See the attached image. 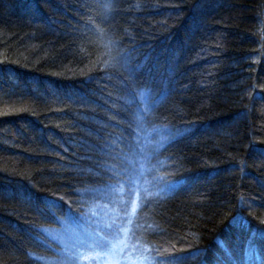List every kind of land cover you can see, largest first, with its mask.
Here are the masks:
<instances>
[{
	"label": "trees",
	"instance_id": "trees-1",
	"mask_svg": "<svg viewBox=\"0 0 264 264\" xmlns=\"http://www.w3.org/2000/svg\"><path fill=\"white\" fill-rule=\"evenodd\" d=\"M132 206L152 264H264V0H0V264Z\"/></svg>",
	"mask_w": 264,
	"mask_h": 264
},
{
	"label": "rangeland",
	"instance_id": "rangeland-1",
	"mask_svg": "<svg viewBox=\"0 0 264 264\" xmlns=\"http://www.w3.org/2000/svg\"><path fill=\"white\" fill-rule=\"evenodd\" d=\"M134 181V188H136L138 181L135 179ZM134 198L135 192L132 194V199ZM134 208L135 206H132L129 209V219L117 223L111 220L109 212L104 207H93L92 211L94 214L96 213L91 218L93 225L84 226V228H81V225H75L76 228L72 227L73 223H76L75 219L77 218L72 217V215L63 220L61 227L55 233V241L61 247L58 254H61L62 258L57 259L55 263L80 264V259L89 255L87 251L89 245L96 240L99 242H107L104 244V247L108 248L111 246V243L124 238L126 235L129 240V245L120 252L118 259L113 264H140V261L137 259L140 255L139 249L130 235L132 220L136 213V209ZM77 221L81 223V219ZM128 257L132 259L129 260Z\"/></svg>",
	"mask_w": 264,
	"mask_h": 264
},
{
	"label": "snow or ice",
	"instance_id": "snow-or-ice-1",
	"mask_svg": "<svg viewBox=\"0 0 264 264\" xmlns=\"http://www.w3.org/2000/svg\"><path fill=\"white\" fill-rule=\"evenodd\" d=\"M106 243L107 242H99L96 240L94 243L90 244L87 250L89 255L80 259V264H113V262L118 259L120 252L124 248L128 247L129 240L125 235L124 238L111 243V246L108 248L104 247V244ZM217 243L222 247L226 254L230 255L228 250L224 247L222 241H217ZM255 253L256 249L249 245L246 252L248 259H251ZM189 255L195 257L197 252L189 253ZM128 259L131 260L132 258L128 257ZM137 259L140 261V264H152L151 258L144 255L143 252L140 253Z\"/></svg>",
	"mask_w": 264,
	"mask_h": 264
}]
</instances>
